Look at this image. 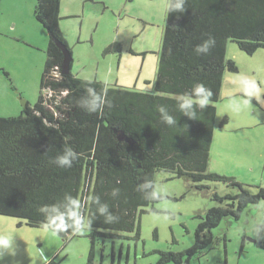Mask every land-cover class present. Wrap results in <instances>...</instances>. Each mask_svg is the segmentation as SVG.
Listing matches in <instances>:
<instances>
[{
    "label": "trees",
    "instance_id": "trees-1",
    "mask_svg": "<svg viewBox=\"0 0 264 264\" xmlns=\"http://www.w3.org/2000/svg\"><path fill=\"white\" fill-rule=\"evenodd\" d=\"M60 1L35 0L33 15L49 36L38 100L33 105L24 100L20 114L0 117V214L18 217L28 226H46L38 208L70 194L80 202L82 216L91 221L92 246L86 264H94L95 236L117 237L125 231L140 236L139 215L162 198L151 196L156 172L170 171L192 186L209 188L215 201L196 225L188 248L159 251L152 263L190 264L220 239L213 228L223 218L238 219L244 209L264 200V187L252 191L232 175L207 171L223 76L226 70L238 71L235 60L226 57L227 42L234 41L251 54L264 48V0H186L184 13H166L150 91L96 77L85 80L71 69L62 73L64 53L56 41L71 50L59 27ZM209 37L214 38V46L198 55L195 48ZM124 45L115 40L105 51L121 52ZM196 83L209 88L212 97L205 108L197 107L196 119H189L176 104ZM88 87L106 101L99 112L88 113L78 106ZM158 105L168 107L178 127L161 122ZM65 147L76 153L70 168L53 162ZM204 180L222 182L234 191L220 193L202 184ZM145 181L153 187L139 190ZM114 189H119L116 196ZM96 196L119 217L117 222H105L97 212ZM59 210L66 211L63 204ZM47 227L66 239L78 234L71 228Z\"/></svg>",
    "mask_w": 264,
    "mask_h": 264
},
{
    "label": "rangeland",
    "instance_id": "rangeland-1",
    "mask_svg": "<svg viewBox=\"0 0 264 264\" xmlns=\"http://www.w3.org/2000/svg\"><path fill=\"white\" fill-rule=\"evenodd\" d=\"M167 3L61 0L59 27L72 52L71 72L154 89ZM34 5L35 0H0V117L20 114L24 100L33 105L41 94L49 36L33 15ZM115 40L124 42L122 51L106 52ZM226 57L235 60L238 71L226 70L223 76L207 171L232 175L256 191L264 187V48L246 53L229 40ZM202 184L220 193L234 191L222 182ZM156 189L162 198L139 215L140 236L126 231L117 237L95 236L94 264H152L159 251H180L192 244L196 225L215 203L211 191L170 171L156 172ZM90 231L86 227L66 239L47 226H28L18 217L0 214V235L14 241V252L0 257V264H44L41 250L48 264H86ZM213 232L220 239L190 264H264V242L258 243L264 239V200L244 209L238 219L223 218Z\"/></svg>",
    "mask_w": 264,
    "mask_h": 264
},
{
    "label": "clouds",
    "instance_id": "clouds-1",
    "mask_svg": "<svg viewBox=\"0 0 264 264\" xmlns=\"http://www.w3.org/2000/svg\"><path fill=\"white\" fill-rule=\"evenodd\" d=\"M186 0H169V3L166 6V13L170 12L175 13H184ZM215 40L212 37H209L202 44L198 45L195 48V52L200 54H207L210 49L214 46ZM88 77H85V80H88ZM245 91H247V82H245ZM212 97V92L207 88L203 83H196L190 92L181 94L180 99L177 101L176 107L182 113V115L188 117L189 119H196V109L205 108ZM105 99L102 95L98 94L96 90L92 87L86 89V94L82 96L78 101V106L88 113H96L103 109L105 105ZM157 111L160 115L161 122L169 128L178 127V120L176 117L169 111L166 105H158ZM76 159V153L70 148L65 147L63 152L56 156L54 163L61 167L72 166L73 161ZM153 187L151 181H145L139 185V190ZM119 194V189L113 190V196ZM160 195V190L156 189L152 191L151 196L156 198ZM66 202V203H64ZM94 203L99 205L97 207V212L105 218L106 223L117 222L119 217L114 215L107 203H100L99 196L94 197ZM63 204L66 211L61 212L60 206ZM38 211L44 214L47 221L46 226H52L56 230H62L65 228H71L74 232L83 231L91 221L87 220L82 216L80 212V202L72 197L70 194L66 193L62 200H58L55 204L43 205L38 208ZM14 241L11 237L7 235H0V257L4 254H12L14 252ZM40 256L43 258L44 264H48L47 257L44 255L41 250Z\"/></svg>",
    "mask_w": 264,
    "mask_h": 264
},
{
    "label": "water",
    "instance_id": "water-1",
    "mask_svg": "<svg viewBox=\"0 0 264 264\" xmlns=\"http://www.w3.org/2000/svg\"><path fill=\"white\" fill-rule=\"evenodd\" d=\"M56 43H57V46L60 47L64 53L63 62L61 65V68H62L61 72L66 73V72L70 71V69H71L72 53L61 43H59L57 41H56Z\"/></svg>",
    "mask_w": 264,
    "mask_h": 264
},
{
    "label": "crops",
    "instance_id": "crops-1",
    "mask_svg": "<svg viewBox=\"0 0 264 264\" xmlns=\"http://www.w3.org/2000/svg\"><path fill=\"white\" fill-rule=\"evenodd\" d=\"M103 81V80H102ZM106 83V82H105ZM224 83V82H223ZM224 86V85H223ZM262 242H264V239H260L259 241H258V243L259 244H261Z\"/></svg>",
    "mask_w": 264,
    "mask_h": 264
}]
</instances>
